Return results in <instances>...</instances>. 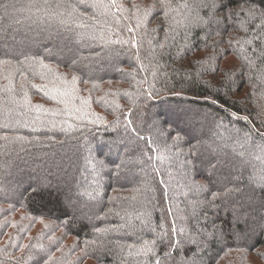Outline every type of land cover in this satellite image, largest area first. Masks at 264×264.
Returning a JSON list of instances; mask_svg holds the SVG:
<instances>
[{"label":"trees","instance_id":"obj_1","mask_svg":"<svg viewBox=\"0 0 264 264\" xmlns=\"http://www.w3.org/2000/svg\"><path fill=\"white\" fill-rule=\"evenodd\" d=\"M212 2L170 0L167 10L159 0H117L127 11L118 25L109 17L112 27L102 32L99 23L88 19L89 27L72 25L66 31L43 9L44 0H0V5H11L7 12L0 7V60H23L21 53L42 59L69 81H57V87L76 89L69 107L83 110L63 111L46 68L24 65L25 87L20 88L16 73L10 93L7 72L0 67V137H7L0 139V264H44L49 257V264H145L143 256L129 252L156 240L162 255L159 237L173 225V239L180 241L174 254L180 259L195 251L184 241L197 230L214 231L213 223L223 228L224 239L210 241L198 264H264V233L257 229L243 240L231 235L240 205L246 207L253 195L258 205L264 197L260 186L251 183L264 172V57L259 41L245 43L254 30L245 32L228 16L240 6L264 10V0H222L225 6L215 13ZM50 3L54 11L56 0ZM145 9L152 14L134 27L138 47L70 39L74 32H94L130 40L124 26H135ZM210 16L211 23L201 22ZM72 59L81 63L73 66ZM83 64L91 70L77 71ZM72 75L78 77L75 85ZM25 100L31 107L24 106ZM124 113L137 120L145 141L125 132ZM156 118L169 123L161 131L151 130ZM178 133L180 140L175 139ZM208 159L227 162L210 184L206 164H201ZM42 182H51L52 188L36 196L25 191L29 183ZM193 183L209 190L196 191ZM225 186L240 191L213 207L212 193ZM145 213L151 216L147 227L140 223ZM41 216L49 227L30 234L28 225Z\"/></svg>","mask_w":264,"mask_h":264},{"label":"snow or ice","instance_id":"obj_2","mask_svg":"<svg viewBox=\"0 0 264 264\" xmlns=\"http://www.w3.org/2000/svg\"><path fill=\"white\" fill-rule=\"evenodd\" d=\"M247 2V0H245ZM160 7L162 9L171 10V3L170 0H159ZM11 5L4 4L0 5V7H3L5 12H7V9ZM203 7H209L208 3H203ZM222 0L221 3H216V0H213L210 7L215 13V11L218 8L224 7ZM134 7L137 9V13H139V6L134 5ZM183 7L187 8L188 5L184 4ZM43 9L49 14L54 15L59 23L64 27L66 31H72V25H75L76 28H87L89 27L88 24L84 22L85 19L93 20L96 23H99L101 26V31H104L105 26H107L109 29H111L112 24L109 20V17L116 20L117 25L119 24L120 14L127 11L122 4L117 3V0H56L55 3V10H52V4L50 3V0H44ZM89 10H91V15H88ZM152 14L151 9H145L143 16L137 17V23L135 26H129L125 25V30L131 34L130 40H120V39H112L111 36H109L107 33L97 36L94 32L90 34H85L82 32H74L73 36L70 38L71 40L75 41L77 44L82 43L85 40H89L92 43L101 42V47L108 44H131L132 47H138L137 41L134 35V27H137L142 19H146ZM168 13L166 12L165 15ZM197 20L200 21L199 13L197 12ZM229 18H234V22H237L240 27H242L245 32L249 30V28H252L255 32V34L251 37V39L246 40L245 43L251 44L254 41H259L261 46L260 55L261 57H264V10L257 8L255 5H251L248 7L240 6L236 9H232L228 12ZM103 17V22H101L100 18ZM127 18V17H125ZM213 17H209L208 21H201V22H207L211 23ZM256 21H259V23H255ZM219 23V21H217ZM163 47V45H161ZM255 52V49L253 50ZM4 55L8 56L9 53H5ZM21 55L24 56L23 60H20L18 56H12V59H2L0 60V67L5 68L7 75L5 76L6 79L10 81L9 86L7 87L8 92H14L15 89L11 86V78L14 74L18 73L22 80L20 83V88L23 89L25 87V81L27 80V76L25 75V71L22 70L24 65H27L28 68L32 69L34 66L39 65L41 68H46L48 70V73L53 77L49 81L51 85V91L55 94H58L61 99L59 100V103L64 104V112L65 113H71V112H82V109L76 108H70L69 107V97L75 93L76 89L73 87L71 91H69L67 88H61L57 87V81L62 82L64 85H67L69 81L67 78H65L63 75L57 76L53 69H51L48 65H46L42 59H38L37 56H28L25 53H21ZM13 59H15L20 65L21 68H17L15 65H13ZM137 59L139 57L137 56ZM73 66H76L80 64L81 62L77 59H72L71 61ZM249 65H253V61H248ZM90 65L89 64H83L82 67H78L77 71L86 72L90 71ZM44 78L43 76L41 77ZM78 77L76 75L71 76V84L75 85ZM260 79L264 80V73L261 74ZM31 87L37 88L38 86L36 84H32ZM47 85H41L40 88H47ZM45 95H48V92H45ZM124 95L129 96V93H124ZM27 96V93H25V97ZM55 98V96L50 97ZM15 102V101H13ZM82 103L87 104V101H83ZM135 103V102H133ZM211 103L216 104V100H212ZM25 107H31V105L28 104L27 100H25ZM37 108V111H39V106H35ZM119 109V106H117ZM45 111H48L45 109ZM123 111V110H120ZM234 118L235 114H233ZM77 119L81 117H76ZM123 118L125 119L126 123L124 125L125 132L129 133L131 136H133L135 139L139 141H145V136L140 131V125L137 123V120H134L131 116H129L127 113H124ZM118 121L120 117L117 118ZM141 119V118H137ZM243 119L247 120V117H243ZM64 123H67V121H64ZM164 123H169L167 119L160 121L158 118L154 119L153 122L149 125V128L151 130H157L161 131V125ZM7 127V125H4ZM55 126V125H53ZM221 126V125H217ZM261 135H264L262 133ZM0 139H7V137H0ZM22 139V138H21ZM176 140H180L181 136L179 133L177 134ZM247 139V137H246ZM148 145L150 146L152 141L149 137L147 140ZM154 150V149H153ZM264 150V148H262ZM194 156H199L198 153L193 152ZM149 159L151 157L149 156ZM189 163H193L192 161H189ZM221 163H227L226 161H219L214 159H208L206 162H201L202 166L206 164V170H207V176L206 179L208 180L209 184L212 183V177L216 175L217 171L220 168ZM195 166V164H194ZM252 184H256L260 186L261 192H264V172H261L258 178L253 177L251 180ZM52 188L51 182H42L38 183L35 186L31 183H29L28 188L25 189L26 192H29L30 196H36L38 194H42L45 191H48ZM193 188L196 191H208V185L205 184H195L193 183ZM239 187H226L224 188L223 192H213L212 193V201L211 205L215 207V201L216 200H222L227 198L231 193L233 192H239ZM255 191V189L253 190ZM20 195H23V193H20ZM255 197L254 195L249 197L248 204L245 207L244 205H240V211L234 212V217L232 221V232L231 235L234 236L237 240H243L247 239L252 233H254L257 229L260 230L261 233H264V197H262L260 203L258 205L254 204ZM66 215V214H65ZM40 222L43 224V216L40 218ZM70 221L65 220V223H69ZM7 223V222H5ZM140 223L147 227L151 223V216L150 213H145L144 218L140 220ZM15 227L16 225H12ZM45 228H48V224H44ZM161 228H163V224L160 225ZM213 229L214 231L208 232L206 229L204 231L197 230L195 236H190L187 238L184 243L187 245H194L195 251L192 252V255L189 257L186 254L183 255L180 259H177L174 250L179 248L180 241L173 239V234H176L177 230L175 226L173 225L171 228V231H165L162 232V234L159 237V243L163 245L162 249V255L159 254L156 251V245L157 241H147L145 240L143 244L140 245L139 248H137L134 252L130 251V256H143L145 258V264H198L199 254L204 250L205 247H207L210 243V241L215 240L217 242L224 239V230L222 227H217L215 223H213ZM98 232H104L108 231V229H97ZM183 230H181L182 232ZM27 247V246H23ZM133 246H129L131 249ZM42 250V246H41ZM191 250V249H190ZM51 260V257L48 258V260L44 261V264H49V261ZM36 264H39V261L36 262Z\"/></svg>","mask_w":264,"mask_h":264},{"label":"rangeland","instance_id":"obj_3","mask_svg":"<svg viewBox=\"0 0 264 264\" xmlns=\"http://www.w3.org/2000/svg\"><path fill=\"white\" fill-rule=\"evenodd\" d=\"M18 214L20 213L19 211L17 212ZM30 220V218H27V219H25V223L27 222V221H29ZM45 221L46 220H44V223H45ZM44 223L42 224L41 222H40V219H36V220H34L33 222H32V225H28L27 223V225L28 226H31V231L29 232L30 234H33V233H35V234H37L38 232H39V230L42 228V226L44 225ZM62 230V229H61ZM61 230L59 229V233L61 232ZM59 233H57V231H56V234H59ZM30 234H28V235H30ZM89 262V261H88ZM92 262H90V264H91Z\"/></svg>","mask_w":264,"mask_h":264}]
</instances>
